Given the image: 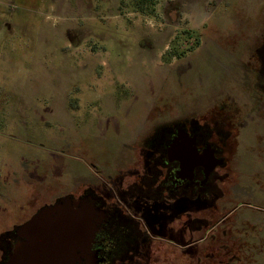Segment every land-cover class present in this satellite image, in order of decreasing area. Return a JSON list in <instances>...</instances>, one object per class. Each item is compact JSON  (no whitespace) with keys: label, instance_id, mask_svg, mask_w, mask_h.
<instances>
[{"label":"rangeland","instance_id":"rangeland-1","mask_svg":"<svg viewBox=\"0 0 264 264\" xmlns=\"http://www.w3.org/2000/svg\"><path fill=\"white\" fill-rule=\"evenodd\" d=\"M11 1V26H0L1 234L95 180V169H76L90 151H124L148 121L201 117L235 95L264 37V11H254L264 0H155L151 13L133 0ZM172 48L180 55L166 56ZM238 117L245 126L204 202L170 224L175 240L150 237L163 225L152 217L133 264L215 254L264 264V111Z\"/></svg>","mask_w":264,"mask_h":264},{"label":"flooded vegetation","instance_id":"flooded-vegetation-1","mask_svg":"<svg viewBox=\"0 0 264 264\" xmlns=\"http://www.w3.org/2000/svg\"><path fill=\"white\" fill-rule=\"evenodd\" d=\"M10 2L0 0V26L5 28L11 26ZM174 11L177 12V8ZM254 11H264V7ZM251 54L253 62L251 67H246L251 74L235 81V95L223 94L220 101L201 117L190 114L179 119L148 121L144 128L136 129L138 138L125 145L124 151L106 152L105 157L100 158L90 151L88 162L80 157L85 161L80 162L76 169L79 174L82 169H95L103 178L92 170L95 180L79 181L72 193L57 196L51 203L43 204L35 211L55 203L63 196L78 200L89 198L104 215L98 219L91 243V249L98 259L95 264H133V259L142 253L151 234L147 228L152 217L153 221L159 218L163 225L158 230L152 227L157 235L150 237L175 240L176 231L170 224L182 212L192 210L193 199H203L201 194L205 195L213 172L224 164L235 149L239 130L246 123L238 114L243 111H264V37L252 46ZM180 132L193 139L199 154L210 150L215 158L222 160L207 177L204 176L203 166H195L192 176L182 169L177 153L171 149L173 143H177ZM14 227L6 241L4 239L5 242L0 243V264L5 263L14 242L21 240Z\"/></svg>","mask_w":264,"mask_h":264},{"label":"water","instance_id":"water-1","mask_svg":"<svg viewBox=\"0 0 264 264\" xmlns=\"http://www.w3.org/2000/svg\"><path fill=\"white\" fill-rule=\"evenodd\" d=\"M171 149L190 176L195 166H203L207 177L222 163L210 150L199 154L193 139L183 132ZM103 216L89 198L63 196L14 227L21 240L14 242L4 264H95L98 259L91 243Z\"/></svg>","mask_w":264,"mask_h":264},{"label":"trees","instance_id":"trees-1","mask_svg":"<svg viewBox=\"0 0 264 264\" xmlns=\"http://www.w3.org/2000/svg\"><path fill=\"white\" fill-rule=\"evenodd\" d=\"M154 2H155V0H133V3H134V6H135V8L137 9V10H139L141 13H151L152 11H153V5H154ZM185 33H186V36H185V38L187 39V38H190V37H193L194 38V41H193V43H197V40H196V38L194 37V35H193V33L191 32V31H185ZM192 45V44H191ZM190 45V46H191ZM189 46V47H190ZM184 53V52H183ZM167 54L168 55H166V56H171V55H176V56H179L180 54H178V52L176 51V49L175 48H172V50L171 51H167ZM165 58V57H164ZM201 201H203V200H201L200 198H198V199H193V201H192V203H191V206L192 207H194L195 206V204H200V202ZM204 202V201H203ZM194 204V205H193ZM193 209V208H192ZM9 233L10 232H8V231H6V232H4V233H2L1 235H0V240H1V238H4V237H7L8 235H9ZM2 240H4V239H2ZM208 240H210V241H213L211 238H209ZM209 243H211V242H209ZM223 247H225L224 246V244H223V242L219 245V248L220 249H222L223 250ZM223 254H224V252H223ZM210 257V258H209ZM228 257L229 256H226L225 254L223 255V261L221 260V261H219V258L217 257V255L215 254V255H213V257H212V259H211V256H209V255H204V260H202V261H199L200 262V264H213V263H215V264H217V262H218V264H243V261H239V260H233V256H231V257H229L230 258V260L228 259ZM238 257H241V254H239V256ZM221 258V257H220ZM215 260V261H214Z\"/></svg>","mask_w":264,"mask_h":264},{"label":"crops","instance_id":"crops-1","mask_svg":"<svg viewBox=\"0 0 264 264\" xmlns=\"http://www.w3.org/2000/svg\"><path fill=\"white\" fill-rule=\"evenodd\" d=\"M80 46V45H79Z\"/></svg>","mask_w":264,"mask_h":264}]
</instances>
